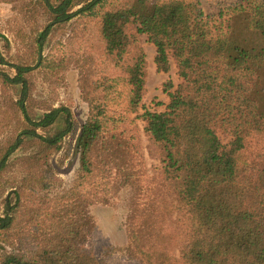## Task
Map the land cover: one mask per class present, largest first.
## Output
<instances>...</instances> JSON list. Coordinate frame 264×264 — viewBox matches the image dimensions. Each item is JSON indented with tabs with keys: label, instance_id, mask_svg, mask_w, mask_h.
Returning <instances> with one entry per match:
<instances>
[{
	"label": "trees",
	"instance_id": "trees-1",
	"mask_svg": "<svg viewBox=\"0 0 264 264\" xmlns=\"http://www.w3.org/2000/svg\"><path fill=\"white\" fill-rule=\"evenodd\" d=\"M202 1L26 0L24 17L29 10L45 24L35 35L7 27L26 51L19 63L5 58L13 43L0 32V86L17 96L0 105V136L8 133L0 145V264H111L117 248L101 256L92 245V208L124 193L131 259L264 264V0H217L212 15ZM78 17L95 21L99 35L84 59L57 53ZM143 36L156 49L157 73L175 66L180 80L164 84L163 112L144 106ZM71 67L89 107L83 123L71 108L34 97L37 72L53 84ZM139 121L162 165L152 179ZM67 140L77 177L53 194L54 158Z\"/></svg>",
	"mask_w": 264,
	"mask_h": 264
},
{
	"label": "rangeland",
	"instance_id": "rangeland-1",
	"mask_svg": "<svg viewBox=\"0 0 264 264\" xmlns=\"http://www.w3.org/2000/svg\"><path fill=\"white\" fill-rule=\"evenodd\" d=\"M223 2H234L235 0H221ZM202 8L206 14L212 15L217 13V0H203ZM26 11V0H0V32L5 33L11 40L12 51L8 56H5L11 63H19L20 56H25V49L16 48L14 44V35L7 32V27H14L17 31L18 27H21L27 34L34 35L39 31V25H44V21L39 18V22H36L31 16L28 10V17H24L22 12ZM11 21L10 26L8 22ZM12 27V28H13ZM65 36L63 39V35ZM59 35L62 40V45L57 46V53L66 54L70 50L79 54L81 59L88 58L95 52V49L100 46L96 44L99 35L97 34V26L95 21H89L86 17H78L69 24V27ZM65 40V41H64ZM67 40H69L67 42ZM143 45L146 51L148 61V92L144 102L146 110L152 112H163L166 109V105L169 103V98L164 93V84L168 81H172L177 86L180 80L177 75V69L173 66L172 70L168 74H159L156 71L154 63L156 56V49L153 45L147 42V37H142ZM69 42L71 43L69 45ZM70 47L71 49H69ZM0 48L6 55L7 52L4 48L3 40H0ZM49 50H46L44 57L48 55ZM56 53V54H57ZM85 54V56H84ZM6 72L12 74L10 70L4 68ZM38 76V77H37ZM80 77V70L71 67L64 78L57 83L47 81L45 77H41L37 72L35 79H37V88L34 92V97L42 100H47L54 103L55 107L67 106L72 109L76 120L79 123H83L89 114L88 105L82 100L80 89L78 88V80ZM55 98V101H54ZM17 100V96L11 87L0 86V105L2 107H9L10 101ZM144 113V109L140 114ZM141 131V142L144 148V165L147 169V176L152 179L158 174L161 164L157 159H154L150 155L149 140L143 134L144 123L138 122ZM8 133L0 136V145L6 140ZM75 142L67 140L65 142L63 150L54 158V172L57 178L56 182H52L60 188H52L53 194L62 192L69 188L77 177L79 169V159L75 154L73 146ZM72 147V148H71ZM68 148H71V152L68 154ZM67 158L64 160V156ZM129 193H124L121 198L113 199L108 205H98L92 208V214L96 219V232L92 239V245L95 248L98 255L102 256L103 248L107 246H114L117 248V252L114 253L110 259L111 264H143L140 259H131L127 247L130 244V230L128 216L130 214L129 206Z\"/></svg>",
	"mask_w": 264,
	"mask_h": 264
}]
</instances>
